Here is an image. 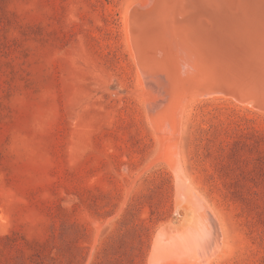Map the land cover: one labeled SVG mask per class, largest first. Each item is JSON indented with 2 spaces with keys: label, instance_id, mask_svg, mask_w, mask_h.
I'll use <instances>...</instances> for the list:
<instances>
[{
  "label": "rangeland",
  "instance_id": "obj_1",
  "mask_svg": "<svg viewBox=\"0 0 264 264\" xmlns=\"http://www.w3.org/2000/svg\"><path fill=\"white\" fill-rule=\"evenodd\" d=\"M139 5L0 0V264H264V106L229 82L185 102L165 140L126 32Z\"/></svg>",
  "mask_w": 264,
  "mask_h": 264
},
{
  "label": "bare ground",
  "instance_id": "obj_2",
  "mask_svg": "<svg viewBox=\"0 0 264 264\" xmlns=\"http://www.w3.org/2000/svg\"><path fill=\"white\" fill-rule=\"evenodd\" d=\"M141 3L144 5L143 9L140 5L137 8L132 7L134 9L130 17H126L125 26L128 30L126 32L141 70L143 97L151 110L150 123L155 124L157 131L165 140L170 138L169 135H173L170 133L171 127H176L180 122L179 116L185 102L202 92L212 95L215 90L224 91L229 82L242 81V87L249 90L245 102L262 109L261 106H264V0H141ZM142 33L147 35L142 37ZM165 83L169 86L167 92L170 96L168 98L165 91L164 95L170 104H160L164 98L161 99L158 92ZM162 142L164 146H161L167 147L164 139ZM179 173H182L181 170ZM184 182L183 187L186 190H183L186 192L183 196L185 200L181 198L185 201L184 204L181 202L182 206L184 209L187 208L186 211L190 207L192 210L193 207L198 212L200 208L202 213L197 214L196 218L185 217L183 220L186 219V222L187 219L195 220V230L191 233L203 246L202 224L207 223L208 220L205 207L196 201L198 198L195 199L194 193L197 195L195 189L192 190L187 181ZM176 200L180 201V199ZM212 213L211 224L218 223ZM199 219L201 223L196 221ZM206 225L209 226V223ZM177 227L179 226L175 228ZM167 231L171 232L169 229ZM213 231L218 234V244H222L219 228ZM179 240L177 235H172L165 243L182 250L184 256H193L188 247L181 248L178 245ZM213 242L210 239L205 243L204 248L212 245ZM219 250L217 249L218 252ZM208 253L206 252L205 255L206 262L215 257L211 258V254ZM188 262L191 260L188 259Z\"/></svg>",
  "mask_w": 264,
  "mask_h": 264
}]
</instances>
